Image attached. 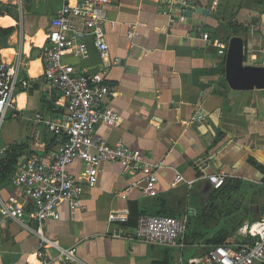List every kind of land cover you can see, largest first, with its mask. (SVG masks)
Listing matches in <instances>:
<instances>
[{
    "label": "crops",
    "instance_id": "obj_1",
    "mask_svg": "<svg viewBox=\"0 0 264 264\" xmlns=\"http://www.w3.org/2000/svg\"><path fill=\"white\" fill-rule=\"evenodd\" d=\"M0 2L17 6L20 15L0 16V27L12 28L8 35L0 32V39L7 38L0 60H20L21 78L29 81L19 85L14 107L0 121V153L23 145L17 167L31 158L48 162L63 140L48 122L64 120L67 112L44 78L41 54L62 0ZM107 18L111 63L105 76L114 94L106 105L120 121L102 123L97 132L110 144L140 150L158 167L156 192L143 194L144 184L132 185L141 175L105 162L96 184L82 194L80 209L73 216L67 203L60 205V220L47 221L45 234L63 247L75 246L76 264H183L193 250L136 238L137 218L143 212L197 213L205 202L201 194L211 188L206 176L224 172L227 182L239 183L235 194H245L243 200L237 195L244 223L230 240L242 238L248 223L264 218V89L229 87L220 50H227L232 36H242L245 64L264 65V0H111ZM86 42L88 59L66 54L64 60L102 71L93 40ZM85 167L77 161L68 170L79 177ZM178 173L183 180L175 182ZM11 197L25 206L27 223L36 228L27 200L12 185L0 188L1 202ZM113 211L127 220L111 222ZM38 247L36 234L0 211V264H40ZM46 254L53 259L58 252L48 248Z\"/></svg>",
    "mask_w": 264,
    "mask_h": 264
},
{
    "label": "built area",
    "instance_id": "obj_2",
    "mask_svg": "<svg viewBox=\"0 0 264 264\" xmlns=\"http://www.w3.org/2000/svg\"><path fill=\"white\" fill-rule=\"evenodd\" d=\"M111 0H62L47 31L42 47L44 78L49 86L63 100L66 118L48 122V128L62 142L52 154L50 161L42 162L31 158L22 162L15 170L11 185L15 192L26 199L32 208L37 227L26 221V209L16 197L8 203L0 201V211L36 234L39 247L35 255L40 264H76L79 262L77 248L63 247L59 241L49 238L44 228L49 220H60V205L67 203L71 214L81 207V196L86 188L98 180L101 165L105 162L121 164L124 172L141 175L133 186L144 184L142 192L151 195L156 192L158 167L149 164L138 149L124 142L108 143L97 132L102 124H117L118 114L109 109L106 101L113 93V87L106 83L105 69L110 65V46L106 39L105 25L107 7ZM1 5V2H0ZM209 35L204 34L208 39ZM87 38L93 40L103 63V70L91 72L66 62V54L86 60L89 58ZM226 53L224 49L220 54ZM22 63L18 60L9 64L0 60V121L14 107L15 93L20 86L27 87V78H21ZM82 161L86 167L79 177L69 172L68 167ZM215 190L222 188L228 179L224 172L206 176ZM183 180L178 173L175 182ZM194 181H188L192 187ZM109 220L126 221L127 217L113 211ZM188 217L140 214L135 229L136 238L153 245L185 248ZM233 237V236H232ZM236 241L230 239L211 248L207 253L191 257L183 264H264V218L248 223L245 234ZM48 248H55L58 254L52 259L46 254Z\"/></svg>",
    "mask_w": 264,
    "mask_h": 264
},
{
    "label": "trees",
    "instance_id": "obj_3",
    "mask_svg": "<svg viewBox=\"0 0 264 264\" xmlns=\"http://www.w3.org/2000/svg\"><path fill=\"white\" fill-rule=\"evenodd\" d=\"M4 15H11L17 20L20 18L17 6L11 4L0 5V16ZM4 21H7V19ZM233 26H238V24H233ZM11 31L12 28L4 29L0 27V32L4 35L10 34ZM223 71L225 73V59L223 61ZM22 151L23 145H14L6 150L7 156L0 160V188L11 185ZM236 186L239 187V183L229 181L218 190L212 187L208 188L201 194L202 196L205 195L202 212L191 213L186 211L188 225L184 238L185 250L188 248L193 250L194 257L204 255L217 245L225 244L243 225L244 219L238 211L239 202L234 190ZM262 190H264V186ZM262 192L264 193V191ZM189 195L191 196V194ZM222 211H224V215H221ZM142 214L148 213L143 212ZM153 215L183 216L173 212H161ZM221 216L225 217V221L223 225L219 226L217 219Z\"/></svg>",
    "mask_w": 264,
    "mask_h": 264
},
{
    "label": "water",
    "instance_id": "obj_4",
    "mask_svg": "<svg viewBox=\"0 0 264 264\" xmlns=\"http://www.w3.org/2000/svg\"><path fill=\"white\" fill-rule=\"evenodd\" d=\"M199 11L207 13L206 10L198 8ZM7 44V38L0 39V47ZM225 78L234 90L264 89V65L245 64V40L242 36H232L227 45L225 56ZM6 157L5 152L0 153V160ZM244 199V193L239 191Z\"/></svg>",
    "mask_w": 264,
    "mask_h": 264
},
{
    "label": "rangeland",
    "instance_id": "obj_5",
    "mask_svg": "<svg viewBox=\"0 0 264 264\" xmlns=\"http://www.w3.org/2000/svg\"><path fill=\"white\" fill-rule=\"evenodd\" d=\"M12 1H13V0H10V2H12ZM11 5H13V4L11 3ZM198 211H199V212H202V207L199 208ZM223 212H224V211H222V214H221V215H224ZM218 218H219V219H217V220H218V224H219V226H220V225H223V223H224V221H225V220H224L225 217H224V216H221V217H218Z\"/></svg>",
    "mask_w": 264,
    "mask_h": 264
},
{
    "label": "clouds",
    "instance_id": "obj_6",
    "mask_svg": "<svg viewBox=\"0 0 264 264\" xmlns=\"http://www.w3.org/2000/svg\"><path fill=\"white\" fill-rule=\"evenodd\" d=\"M5 23H11V21H6ZM5 55H7V52L5 53ZM21 100H23V98H21Z\"/></svg>",
    "mask_w": 264,
    "mask_h": 264
}]
</instances>
